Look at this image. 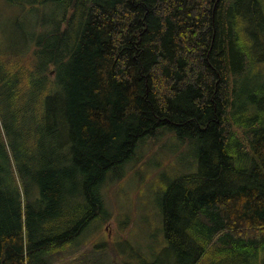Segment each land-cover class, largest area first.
Listing matches in <instances>:
<instances>
[{
    "label": "trees",
    "instance_id": "1",
    "mask_svg": "<svg viewBox=\"0 0 264 264\" xmlns=\"http://www.w3.org/2000/svg\"><path fill=\"white\" fill-rule=\"evenodd\" d=\"M26 1L31 53L0 41V264L73 243L107 172L163 127L199 145L163 197L179 263L264 264V0ZM78 177L89 205L65 213Z\"/></svg>",
    "mask_w": 264,
    "mask_h": 264
},
{
    "label": "rangeland",
    "instance_id": "2",
    "mask_svg": "<svg viewBox=\"0 0 264 264\" xmlns=\"http://www.w3.org/2000/svg\"><path fill=\"white\" fill-rule=\"evenodd\" d=\"M30 7L26 0L22 5L0 0V41L5 51L31 53L27 38L33 35L29 33L37 19L35 12L28 13ZM59 12L51 6L47 18ZM46 28L48 24H39L36 31L39 34ZM255 69L264 72V64ZM254 74L251 70L250 76ZM198 150L194 138H180L167 127L139 140L133 157L109 170L97 187L102 216L93 219L68 247L43 254L40 264H180L165 238L163 197L178 177L198 171ZM76 184L75 193L80 195L72 203L71 194H66L65 213L78 209V202L89 205L82 177Z\"/></svg>",
    "mask_w": 264,
    "mask_h": 264
}]
</instances>
